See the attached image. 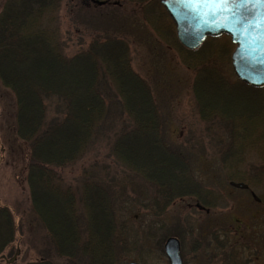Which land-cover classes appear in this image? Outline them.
<instances>
[{
    "label": "trees",
    "instance_id": "1",
    "mask_svg": "<svg viewBox=\"0 0 264 264\" xmlns=\"http://www.w3.org/2000/svg\"><path fill=\"white\" fill-rule=\"evenodd\" d=\"M62 1L0 3V85L13 97L7 127L28 148L30 208L46 233L43 255L27 264H53L54 257L63 258L66 264H115L117 249L124 252L127 243L110 190L91 177L74 186L62 176V170L79 161L98 137L109 117L107 95L116 98L120 113L129 121L127 128L115 133L110 153L119 166L154 186L151 201L156 216L177 200L208 209L211 203L204 198L207 193L211 198L212 192L194 178L185 156L165 142L152 88L131 68L123 32L109 26L96 28L84 49L71 56L64 54L59 23ZM121 1L135 2L148 13L157 2ZM152 19L155 17L147 14L145 20ZM208 40L192 51L177 43L181 62L193 72L191 90L197 113L209 127L219 123L228 129L232 155L221 160L227 170L225 178L259 187L264 203V167L252 177L240 169L249 151L260 154L264 161V113L231 112L260 102L263 109L264 88L229 82L217 65L223 61L219 60L221 53L210 49ZM155 164L159 169H151ZM162 176L172 177L174 182L163 181ZM16 230L12 213L0 206V255L13 242ZM169 234L180 235L177 228ZM225 246L228 244L219 247Z\"/></svg>",
    "mask_w": 264,
    "mask_h": 264
},
{
    "label": "rangeland",
    "instance_id": "2",
    "mask_svg": "<svg viewBox=\"0 0 264 264\" xmlns=\"http://www.w3.org/2000/svg\"><path fill=\"white\" fill-rule=\"evenodd\" d=\"M150 9L149 13L155 17L152 22L145 20L149 13L143 12L135 2L117 0L113 5H106L94 4L91 0H63L59 11L63 52L71 56L84 49L91 31L96 28L109 26L126 35L131 68L152 88L165 142L185 156L194 178L212 192L211 198L208 193L204 198L211 205L204 211L190 205V201L177 200L155 215L157 209L152 207L151 201L154 186L119 166L110 153L115 133L124 126L127 128L129 121L120 113L116 98L108 95L109 117L98 137L79 161L62 170V176L66 183L74 186L83 178L91 177L110 190L117 219L124 226L122 238L127 243L124 252L117 249L115 264H167L163 243L173 236L169 234L172 228H177L180 234L175 237L180 242L182 264H264L261 190L245 181L225 178L227 170L221 160L225 155H232L228 129L219 123L209 127L199 118L191 90L193 72L180 60L174 25L159 0ZM209 39V48L221 53L219 60L223 61L217 64L221 74L234 83L236 77L230 55L229 61L226 58L233 49L229 37ZM262 104L243 105L231 112L245 115L246 110L258 116L264 113ZM12 112L13 97L0 85V206L10 210L17 228L13 242L0 255V264H27L41 258L47 243L46 233L35 221L30 208L26 182L28 148L14 138L7 127ZM259 155L252 151L244 155L240 169L247 172L246 176L252 177L264 167ZM143 164L147 165L144 160ZM151 169H159V166L155 164ZM162 177L163 181L174 182L172 177ZM234 184H242V187ZM147 233L154 236L147 238ZM224 244L228 246L219 247ZM64 261L54 257L53 264H66Z\"/></svg>",
    "mask_w": 264,
    "mask_h": 264
},
{
    "label": "water",
    "instance_id": "3",
    "mask_svg": "<svg viewBox=\"0 0 264 264\" xmlns=\"http://www.w3.org/2000/svg\"><path fill=\"white\" fill-rule=\"evenodd\" d=\"M159 3L172 21L175 37L182 47L195 50L207 37L224 34L234 45L230 65L236 78L253 88L264 87V4L251 0L244 6L233 4L229 12H217L203 4L188 7L178 0H159ZM234 185L242 187V184ZM163 252L167 264H181L176 237L165 239Z\"/></svg>",
    "mask_w": 264,
    "mask_h": 264
},
{
    "label": "snow or ice",
    "instance_id": "4",
    "mask_svg": "<svg viewBox=\"0 0 264 264\" xmlns=\"http://www.w3.org/2000/svg\"><path fill=\"white\" fill-rule=\"evenodd\" d=\"M182 5L188 7L199 6L201 4L207 6L209 10L215 9L217 12H229L233 4L247 5L251 0H178ZM256 3L264 4V0H255Z\"/></svg>",
    "mask_w": 264,
    "mask_h": 264
}]
</instances>
